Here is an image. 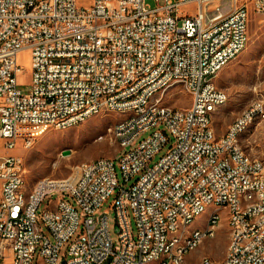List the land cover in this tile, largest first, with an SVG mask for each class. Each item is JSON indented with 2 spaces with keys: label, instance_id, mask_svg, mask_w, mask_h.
Here are the masks:
<instances>
[{
  "label": "built area",
  "instance_id": "built-area-1",
  "mask_svg": "<svg viewBox=\"0 0 264 264\" xmlns=\"http://www.w3.org/2000/svg\"><path fill=\"white\" fill-rule=\"evenodd\" d=\"M147 1L0 0V141L8 152L19 139L24 149L32 147L25 128L61 130L103 109L129 115L112 130L124 141V159L76 165L70 184L50 185L47 178L28 192L23 158L0 156V264H39V258L46 264H153L168 232L179 228L180 235V220L189 227L200 208L224 212L232 244L221 262L204 257L197 264H264V162L235 144L247 118L264 122V102L243 111L221 138L211 114V105L221 109L228 102L224 90L212 96L213 77L249 42L247 0H233L229 13L211 19L207 8L221 0H151L155 8ZM250 1L264 16V0ZM191 5L194 17L179 13ZM25 49L32 56L26 95L17 83V58ZM177 82L191 86L185 111L160 100ZM148 103H161V111L148 110ZM69 113L77 120L69 121ZM116 161L123 182L134 181L128 189L118 180ZM114 195L117 241L109 216L100 214ZM239 202H247V211ZM179 235L169 262L186 261L181 250L191 246L179 244ZM203 235L211 231L196 241Z\"/></svg>",
  "mask_w": 264,
  "mask_h": 264
},
{
  "label": "rangeland",
  "instance_id": "rangeland-1",
  "mask_svg": "<svg viewBox=\"0 0 264 264\" xmlns=\"http://www.w3.org/2000/svg\"><path fill=\"white\" fill-rule=\"evenodd\" d=\"M89 0H79L82 6H88ZM147 4L155 8V2L148 0ZM163 5V0H160ZM233 0H221L211 4L207 8V18L211 19L219 14L226 15L232 9ZM250 10V20L248 25L249 42L247 48L241 55L227 66L215 79L216 86L225 90L229 95L228 103L225 107L230 108L235 114L229 117L230 122L239 114L248 109L256 102H264V16L258 14L251 6V1L247 0ZM182 16H195L197 6L191 5L182 7L179 11ZM20 73L17 77L19 90L28 94L31 90L32 76V56L31 51L25 49L21 51L17 58ZM170 100L167 104L175 109L185 111L190 108L192 97L181 86L170 91ZM174 96V97H173ZM124 117L116 112L102 111L88 122L68 130H55L51 128H25L22 129L23 137L33 139V145L29 149H24L23 140L19 139L14 151H7L4 142L0 141V156L18 155L21 156L25 164V189L30 192L38 183H45L47 178L50 182L59 183L72 179L75 180L74 168L81 163L96 161L101 158L115 159L120 155L118 144L110 134V128L121 121ZM227 119L223 121V125ZM153 131L144 134L142 139L147 138ZM242 149L252 158L260 159L264 162V122L256 123L245 135L241 137ZM168 144L150 163L155 165L167 153ZM119 153V154H118ZM66 154V155H65ZM68 156V157H66ZM116 164V173L120 184L128 189L134 181L125 184L121 171ZM115 196L108 199L100 210V214L109 216V226L114 241L118 237L114 232L116 224L115 213L111 209ZM48 200L40 208V212L46 209ZM131 228L137 237V229L129 211ZM208 213L196 218L189 227V230H205L207 227ZM46 236L51 237L45 229ZM230 241V230L227 218L222 212L221 221L216 227L214 237L206 239L196 250L191 252L184 264H197L204 257L210 258L214 262H221L226 256V250ZM66 248L63 249L60 259L65 255ZM156 264V263H153Z\"/></svg>",
  "mask_w": 264,
  "mask_h": 264
},
{
  "label": "bare ground",
  "instance_id": "bare-ground-1",
  "mask_svg": "<svg viewBox=\"0 0 264 264\" xmlns=\"http://www.w3.org/2000/svg\"><path fill=\"white\" fill-rule=\"evenodd\" d=\"M238 57H230V64L236 60ZM217 76L213 77L212 81V96L214 97H221V92L223 90L219 89L216 86L215 79ZM183 87L188 93H191V86H187V83L185 82H177L170 86V90L162 91L160 92V100L161 101H167V99L170 97V91L176 87ZM174 97V96H173ZM148 110L153 111H161V103H148ZM219 110V105H211V114L216 113ZM103 111H110V112H116L115 109H103ZM99 113H87L83 120L77 122V123H71L69 124V127H64L61 129V131L72 129L74 127H78L86 122H88L90 119L94 118ZM124 118L116 123L112 128H110V134L112 135L113 139L116 141V130L118 127L123 126V123L129 122V115H122ZM77 120V113H69V121H76ZM257 123V118H247L246 124L242 126L240 132L238 134H235V144L238 147H241V137L245 135L255 124ZM116 143L119 146L120 155L115 158V160H123L124 159V141H116ZM119 154V153H118ZM68 157V156H66ZM99 160V159H98ZM92 161V162H97ZM74 173H76V168H74ZM261 175H264V167H261ZM72 179L66 180L61 182L62 184H70ZM59 183V184H61ZM50 185H58L56 182H50ZM23 188L25 189L24 185V179H23ZM239 209L240 211H247V202H239ZM205 213H208L207 216V227L205 230H199L195 229L190 231L189 227L194 222L196 218H191L189 221V227L187 225V220H180V235H179V228H172L170 232L166 235V240L164 242V247L162 249H159V258L156 261V264H184L183 261H173L169 262L170 255H175V249H176V242L178 240L179 235V244L182 246H191L189 248L181 250V259L187 258V256L196 250L206 239L212 238L215 235L216 227H218L221 216L219 215L218 211H208V208H200L199 209V217L204 215ZM230 230V241L229 245L232 244V227L229 226ZM211 231V235H203V239H199L196 241L197 237L201 236V234H204L206 232ZM228 245V246H229ZM203 259L199 262L202 263ZM39 264H46V258H39ZM205 264H212V262H205Z\"/></svg>",
  "mask_w": 264,
  "mask_h": 264
},
{
  "label": "crops",
  "instance_id": "crops-1",
  "mask_svg": "<svg viewBox=\"0 0 264 264\" xmlns=\"http://www.w3.org/2000/svg\"><path fill=\"white\" fill-rule=\"evenodd\" d=\"M228 100H229V95H228ZM234 114H235V112L234 111H231L230 108H227V107L223 106L221 109H219L216 113H214L212 115V125H213V129H214L215 134H216V136L218 138H221V137H223L226 134V132L228 130V127L233 122V121L230 122L229 117L232 116V115H234ZM224 119L225 120L227 119V123H225V125H223Z\"/></svg>",
  "mask_w": 264,
  "mask_h": 264
},
{
  "label": "water",
  "instance_id": "water-1",
  "mask_svg": "<svg viewBox=\"0 0 264 264\" xmlns=\"http://www.w3.org/2000/svg\"><path fill=\"white\" fill-rule=\"evenodd\" d=\"M66 155V154H65Z\"/></svg>",
  "mask_w": 264,
  "mask_h": 264
}]
</instances>
